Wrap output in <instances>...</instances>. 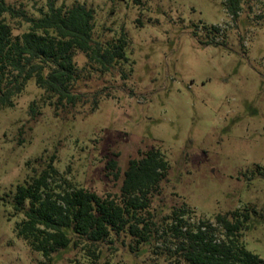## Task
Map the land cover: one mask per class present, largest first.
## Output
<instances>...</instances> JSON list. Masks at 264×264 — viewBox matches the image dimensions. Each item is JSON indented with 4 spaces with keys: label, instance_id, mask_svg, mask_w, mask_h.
Instances as JSON below:
<instances>
[{
    "label": "rangeland",
    "instance_id": "rangeland-1",
    "mask_svg": "<svg viewBox=\"0 0 264 264\" xmlns=\"http://www.w3.org/2000/svg\"><path fill=\"white\" fill-rule=\"evenodd\" d=\"M5 1L33 18L49 3ZM55 1L92 9L94 39L104 47L125 33L128 59L108 73L98 66L82 72L76 91L102 94L94 112L90 103L57 116L46 104L31 118L30 105L44 95L34 80L14 107H0V264L84 262L72 250L48 261L17 236L23 216L14 214L13 197L33 169L55 156L70 182L105 196L121 186L109 163L118 162L124 173L131 159L151 149L171 165L156 206L186 207L192 224L254 208L244 245L264 260V0H243L236 20L223 0ZM2 18L21 28L15 34L28 29L10 14ZM212 41L219 45H207ZM76 60L80 68L87 64L82 54ZM153 259L147 254L138 264H156ZM111 262L134 264L126 250Z\"/></svg>",
    "mask_w": 264,
    "mask_h": 264
},
{
    "label": "trees",
    "instance_id": "trees-1",
    "mask_svg": "<svg viewBox=\"0 0 264 264\" xmlns=\"http://www.w3.org/2000/svg\"><path fill=\"white\" fill-rule=\"evenodd\" d=\"M242 3L223 0L233 20L239 18ZM4 14L23 20L28 29L15 34L20 27L8 23ZM18 23L22 25H14ZM94 30L95 13L84 4L58 7L49 0L47 12L33 18L0 0V107H14L34 80L44 95L30 105L31 118L41 115L40 106L46 104L54 107L57 116L63 109L90 103L94 112L102 94L76 91L82 72L96 66L101 73L110 72L127 61L129 43L124 33L114 45L104 47L94 39ZM212 44L219 45L215 41L207 45ZM78 54L87 59L83 68L78 66ZM55 160L53 156L45 161L40 171L33 169L16 187L12 202L14 214L23 216L15 227L17 236L48 261L72 250L82 255L84 262L79 264H112L111 258L126 250L134 264L147 254L156 264H264L244 245L256 209H239L216 215L214 222L192 224L188 208L156 206L171 170L158 149L131 159L124 173L118 162L111 161L108 168L115 171L121 186L118 193L105 196L70 182L55 167Z\"/></svg>",
    "mask_w": 264,
    "mask_h": 264
}]
</instances>
